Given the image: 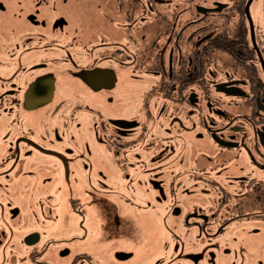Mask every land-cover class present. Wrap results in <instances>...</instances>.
Instances as JSON below:
<instances>
[{"label":"flooded vegetation","instance_id":"flooded-vegetation-1","mask_svg":"<svg viewBox=\"0 0 264 264\" xmlns=\"http://www.w3.org/2000/svg\"><path fill=\"white\" fill-rule=\"evenodd\" d=\"M103 234L107 264H264V0H0V264Z\"/></svg>","mask_w":264,"mask_h":264},{"label":"rangeland","instance_id":"rangeland-1","mask_svg":"<svg viewBox=\"0 0 264 264\" xmlns=\"http://www.w3.org/2000/svg\"><path fill=\"white\" fill-rule=\"evenodd\" d=\"M126 86L123 85L122 88H119L118 91L121 92V95H126L128 89L125 88ZM120 111V108L115 112L118 113ZM103 113L105 114H110L114 116V111L112 112V114L107 110V108L103 109ZM90 119V118H89ZM88 119V120H89ZM93 120L90 119L88 122H92ZM109 160L110 163H112L115 171L118 173V178L114 179L112 181V189L117 193L118 190H120L123 186V181L125 179V176L129 173V170L127 167L123 166L122 168L120 167L119 163L115 161V159L113 157L110 156V158H107ZM117 194H115L114 192L112 193H102L100 191V189L96 188L92 190V194L91 196L88 198L90 199V201H92L96 206L100 205L102 206L103 202L105 203V206H110V209L107 210V212H119L120 213V205L118 206L117 203L114 200H118V197L116 196ZM105 200V201H104ZM99 210V209H98ZM103 236H106V234L103 235H99L97 237V239H99V242L96 241L98 243V249L94 251L96 258H93V261L95 264H107L109 263L110 260V255L112 252V249H110L109 245L111 244V240L110 239H106L103 238L101 239ZM113 240V239H112ZM123 238L121 237V233L118 235V237H114V243L116 242H124L122 241ZM125 243V242H124ZM92 261V263H93Z\"/></svg>","mask_w":264,"mask_h":264}]
</instances>
